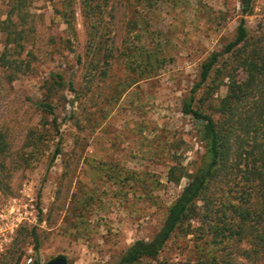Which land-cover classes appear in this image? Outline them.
<instances>
[{
  "label": "rangeland",
  "instance_id": "rangeland-1",
  "mask_svg": "<svg viewBox=\"0 0 264 264\" xmlns=\"http://www.w3.org/2000/svg\"><path fill=\"white\" fill-rule=\"evenodd\" d=\"M9 8V0H0V19ZM241 16L239 0L153 8L132 0H33L23 22L17 20L29 67L9 81L0 65V130L8 145L0 158L1 264H27L30 256L29 264H43L59 254L70 264H112L134 240L157 232L187 182L186 176L170 181L169 170L193 171L205 151L199 122L182 112V100L199 79L202 61L233 37ZM245 22L250 35L264 32V0L253 1ZM3 45L0 31V55ZM154 46L161 57L155 70L140 75L130 68L133 51ZM51 72H61L66 87L48 91ZM224 82L203 108L225 94ZM48 94L54 114L33 103ZM31 131L41 135L33 153ZM57 146L61 152L53 157ZM100 161L151 174L158 184L148 195L132 193L129 185L121 189L109 184ZM92 193L96 201L78 203ZM195 243L192 235L175 236L159 258L193 259Z\"/></svg>",
  "mask_w": 264,
  "mask_h": 264
},
{
  "label": "trees",
  "instance_id": "trees-1",
  "mask_svg": "<svg viewBox=\"0 0 264 264\" xmlns=\"http://www.w3.org/2000/svg\"><path fill=\"white\" fill-rule=\"evenodd\" d=\"M85 1L89 5V0ZM132 1L153 8L159 2L178 6L185 0ZM253 1L239 0L242 16L233 37L202 61L199 79L181 103L182 112L199 122V137L205 149L200 165L191 172L178 174L174 171L176 167H171L170 181L178 182L186 176L187 182L167 207L163 224L151 238L134 240L112 264H236L239 259L257 264L264 259V32L250 35L246 25L245 15L251 14ZM9 2L6 17L0 19V31L4 34L0 65L9 70L11 81L24 71V66L29 67L21 57L26 36L17 20L23 22L24 13L33 0ZM68 5L64 3L65 7ZM62 14L69 24L66 10ZM132 53L130 68L140 75L161 64L156 46L141 47ZM50 78L48 91L66 87L61 72H51ZM220 80L222 83L225 80V94L216 104L209 105L210 110L203 108L205 101L222 84ZM67 86L74 90L72 82ZM202 89L203 94L197 97ZM33 103L42 111L54 114L49 94ZM52 123L58 130L55 117ZM31 134L28 146L33 153L41 135L35 136V131ZM7 147L5 134L0 130V158ZM60 152L57 146L53 157ZM102 170L109 184L118 183L121 189L129 185L132 193L139 190L140 195H148L149 186L158 184L156 179L150 178L151 174L140 175L118 163L100 161ZM102 192L100 190V204ZM82 198L78 203L84 207L97 199L95 193L84 194ZM29 234L38 249L39 238L34 227ZM188 235L196 242L195 258L171 263L159 258L171 238ZM55 257L68 261L63 254Z\"/></svg>",
  "mask_w": 264,
  "mask_h": 264
},
{
  "label": "water",
  "instance_id": "water-1",
  "mask_svg": "<svg viewBox=\"0 0 264 264\" xmlns=\"http://www.w3.org/2000/svg\"><path fill=\"white\" fill-rule=\"evenodd\" d=\"M45 264H70V263L63 257H55L47 261Z\"/></svg>",
  "mask_w": 264,
  "mask_h": 264
},
{
  "label": "built area",
  "instance_id": "built-area-1",
  "mask_svg": "<svg viewBox=\"0 0 264 264\" xmlns=\"http://www.w3.org/2000/svg\"><path fill=\"white\" fill-rule=\"evenodd\" d=\"M31 262H33V258L30 256V257L27 258L26 263L29 264Z\"/></svg>",
  "mask_w": 264,
  "mask_h": 264
}]
</instances>
